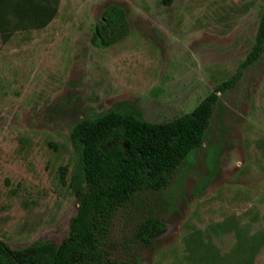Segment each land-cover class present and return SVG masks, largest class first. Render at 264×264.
Returning a JSON list of instances; mask_svg holds the SVG:
<instances>
[{
	"label": "rangeland",
	"instance_id": "1",
	"mask_svg": "<svg viewBox=\"0 0 264 264\" xmlns=\"http://www.w3.org/2000/svg\"><path fill=\"white\" fill-rule=\"evenodd\" d=\"M109 4L126 33L102 45L94 26ZM264 0H57L40 28L0 42V240L11 248L59 243L78 197L69 131L119 102L159 122L189 112L249 50ZM65 166L64 183L58 181ZM155 216L150 243L135 237ZM264 49L218 93L200 147L166 186L143 190L116 212L106 248L124 264H264ZM259 239V240H258Z\"/></svg>",
	"mask_w": 264,
	"mask_h": 264
},
{
	"label": "trees",
	"instance_id": "2",
	"mask_svg": "<svg viewBox=\"0 0 264 264\" xmlns=\"http://www.w3.org/2000/svg\"><path fill=\"white\" fill-rule=\"evenodd\" d=\"M158 1L168 6L174 0ZM56 6L57 0H0V42L14 30L44 26L54 16ZM126 30L124 10L109 4L94 26V36L100 44L108 45ZM263 49L264 8L252 44L235 71L189 112L153 122L143 119L135 106L119 102L77 119L70 128L69 139L78 151L80 174L72 177L69 185L78 201L67 235L59 243L38 238L19 248H11L0 240V264H124L114 260L106 248L116 212L135 193L159 191L166 186L174 169L201 146L218 93L231 88L243 70L258 60ZM65 170V166L59 167L61 184ZM162 227L159 218L146 216L135 237L148 244ZM258 236L261 243L264 234ZM258 245H247L242 264H250Z\"/></svg>",
	"mask_w": 264,
	"mask_h": 264
}]
</instances>
